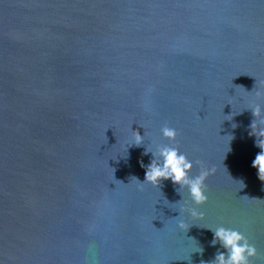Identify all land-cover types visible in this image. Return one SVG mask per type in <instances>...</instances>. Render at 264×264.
I'll return each mask as SVG.
<instances>
[{"label":"water","instance_id":"95a60500","mask_svg":"<svg viewBox=\"0 0 264 264\" xmlns=\"http://www.w3.org/2000/svg\"><path fill=\"white\" fill-rule=\"evenodd\" d=\"M257 91L264 0H0V264L213 260L224 250L210 230L177 226L178 185L133 181L145 148L168 144L191 176L216 169L197 223L241 231L264 264L261 149L245 110L264 108ZM132 130L145 148L123 156Z\"/></svg>","mask_w":264,"mask_h":264},{"label":"clouds","instance_id":"9594fccd","mask_svg":"<svg viewBox=\"0 0 264 264\" xmlns=\"http://www.w3.org/2000/svg\"><path fill=\"white\" fill-rule=\"evenodd\" d=\"M262 95L264 94L257 91V100ZM245 110H251L254 117L249 125L250 131L248 134L256 138L255 146L261 149L252 161L251 166L258 170V179L264 182V108L256 100H253L248 103V107ZM229 116L233 117L234 115L231 114ZM160 132L166 140L175 141L177 136L175 128L165 125ZM133 145L136 148H145V138L134 130H132L131 138L126 144L125 155L123 156H126L127 149ZM149 153L151 154L150 162L147 165L141 163V167L145 169L144 180L139 181L133 178V181L138 182L141 187L145 184H150L153 188H159L164 181H171L174 186H179L176 190L182 196L181 201L183 203L181 204V201H179L176 204H180V207L175 209L171 207L173 210H179V216L177 217L179 218L178 228L182 232H186L193 224H198L199 227L206 228L213 233V238L210 242L211 246L219 243L224 250H217L214 259L207 262V264H251L252 258L257 256V249L241 231L224 226L213 228L197 223L205 218L204 213L198 211V207L208 201L205 180L210 172L214 173L216 169L208 170L202 167L199 175L191 176L193 162L178 147L171 146V144L156 145L154 149L147 146L144 154L148 155ZM185 192L188 199H185ZM189 239L193 244L191 252L202 254L204 249L198 246L193 238ZM186 259L191 264L190 257L187 256ZM201 264H205V262L202 261Z\"/></svg>","mask_w":264,"mask_h":264}]
</instances>
